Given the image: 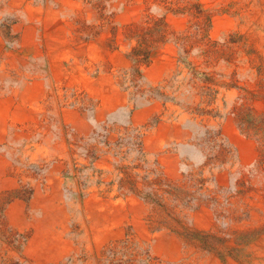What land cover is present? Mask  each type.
<instances>
[{"label":"bare ground","instance_id":"bare-ground-1","mask_svg":"<svg viewBox=\"0 0 264 264\" xmlns=\"http://www.w3.org/2000/svg\"><path fill=\"white\" fill-rule=\"evenodd\" d=\"M103 1L0 0V264H264V0Z\"/></svg>","mask_w":264,"mask_h":264},{"label":"rangeland","instance_id":"rangeland-1","mask_svg":"<svg viewBox=\"0 0 264 264\" xmlns=\"http://www.w3.org/2000/svg\"><path fill=\"white\" fill-rule=\"evenodd\" d=\"M212 1L217 3V6L209 8L206 6L204 0H157L156 2L158 3L159 6H162L163 8L166 7L167 9H169V11H172V14L183 13L185 11H189L192 14L194 13V18L197 22L195 35L201 34L202 29H204L205 30L204 36H206L207 32L210 31L211 28H213L212 19L216 16H219L221 13H225V14L227 13L229 15H232L233 17H238V19H240L241 22L242 20L246 18V15H244L241 12V9L239 8L240 4L243 3V0H230V1L229 0H212ZM248 1L249 0H247V2ZM96 6L102 10L100 12L101 18L104 20H108L109 17L103 13V10L105 9L104 1L97 0ZM161 20H165V17H163ZM161 20L159 22H156V24L154 25L155 28L161 26L162 23H164ZM144 32H145V36L151 34V31L149 29H146V31ZM229 33H231V36L234 37V40L232 41V43H235V44L242 42L243 38H246L240 32H234L232 30ZM6 35L7 37H9V32H6ZM246 39H245V42L241 46L248 49L247 52L249 55L256 53L252 49V47L248 45V42ZM140 55H143L145 58L149 56L148 52H145V51L139 50L134 53V56H140ZM257 72H258V76L260 77L259 83L256 86L257 91L252 90L251 88H246L247 97L244 100V103L242 105L243 110L241 112L242 115L240 114L241 115L240 121L242 122V124L246 126L247 131L254 132L256 135L260 136L262 140V145L264 147V66H263L262 58L260 57H258ZM260 85L261 86L263 85V86L260 87Z\"/></svg>","mask_w":264,"mask_h":264}]
</instances>
